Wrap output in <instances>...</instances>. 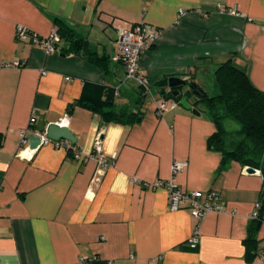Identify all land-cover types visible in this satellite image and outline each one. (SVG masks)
I'll return each mask as SVG.
<instances>
[{
    "label": "crops",
    "instance_id": "0c3cea01",
    "mask_svg": "<svg viewBox=\"0 0 264 264\" xmlns=\"http://www.w3.org/2000/svg\"><path fill=\"white\" fill-rule=\"evenodd\" d=\"M56 20L105 57L106 68L15 37L21 26L47 38ZM141 23L162 31L141 60L148 92L113 61L118 31ZM229 60L264 92V0H0V264H83L93 257L96 264H264V219L251 259L244 245L261 174L235 161L221 170L222 154L208 148L215 125L191 95L198 115L157 111L170 78L218 95L215 72ZM85 85L110 92L108 108L141 112V121L104 123L84 106L92 100ZM33 115L46 126L68 115L73 147L88 157L100 137L115 165L99 176L95 161H77L52 144L21 158V134ZM174 163L187 168L173 177ZM170 180L183 191L219 194L224 212L204 218L195 250L188 248L198 224L190 211L172 212L165 189L145 187Z\"/></svg>",
    "mask_w": 264,
    "mask_h": 264
},
{
    "label": "trees",
    "instance_id": "16d2710c",
    "mask_svg": "<svg viewBox=\"0 0 264 264\" xmlns=\"http://www.w3.org/2000/svg\"><path fill=\"white\" fill-rule=\"evenodd\" d=\"M55 25L57 28L56 33L60 38L57 49L61 48L60 52L63 56H82L91 65L103 70L106 68L107 59L99 57L92 52L84 38L76 36L74 31L60 20H56ZM214 79L219 89L218 95H208L206 100L195 103V106H203L216 128V132L208 141V148L222 154L223 163L221 170L225 169L227 161H235L243 168L248 167L259 171L263 178L258 215L252 220L248 231L249 234L244 241L247 258L251 259L258 251L256 233L264 219V92L255 88L247 74L237 68L231 60L225 62L217 69ZM191 82L189 80L188 83ZM166 83L167 81L165 80L162 84ZM88 92L91 94L92 100L89 103H85L84 106L100 115L104 123L135 124L141 121V112L134 114H128L127 112L115 113L112 108H108L107 106L113 105V96L105 89L93 85H85L84 94L86 95ZM172 93L173 91L171 90L166 98L180 102L182 97H174ZM146 95L147 93L143 92L141 98L144 99ZM187 95H190L189 92ZM103 96L105 99H101ZM81 102L79 101L76 104L81 105ZM73 107L74 105L69 109ZM226 120H234L239 126L237 133L240 140L232 150H227L225 144L228 134L224 127ZM188 248L190 247L188 246Z\"/></svg>",
    "mask_w": 264,
    "mask_h": 264
},
{
    "label": "built area",
    "instance_id": "2783aa9c",
    "mask_svg": "<svg viewBox=\"0 0 264 264\" xmlns=\"http://www.w3.org/2000/svg\"><path fill=\"white\" fill-rule=\"evenodd\" d=\"M161 34L162 31L160 29L146 23L135 25L130 30L120 29L118 31L117 48L113 61L115 63L122 64L125 67L126 77L128 79L136 80L147 92L150 89V83L147 79L143 78L140 73L141 60L145 52L155 45ZM15 37L18 41H29L32 44L41 47L47 54L56 52L58 50L57 45L60 43V38L56 32L47 38H41L37 34L21 26L17 28ZM12 66L20 68L21 64L15 61ZM68 80L70 79L68 78L67 81ZM179 108H181L179 102H176L173 99H164L158 105L157 111L158 114L162 116L163 113L167 111H175ZM38 121V117L33 115L30 119L29 126L21 134V153L25 150H29L28 138L33 136L39 138L42 145L52 144L56 149L65 150L67 152L71 151L74 159L77 161H82L83 163L95 161L100 167V170L98 171L99 176L103 175L105 171L115 165V156L107 158L103 155L100 137H97L95 140L93 154L88 157H83L81 153L68 141L53 142L48 140L46 133L37 129L39 123ZM56 125L68 128L69 116L65 115ZM186 168V163H174L172 165L173 177L182 173ZM145 187L152 188L154 190L165 189L168 192L169 206L172 212L182 209L190 211L191 216L198 222L195 233L188 242V246L191 249H195L199 245V229L204 218L210 213L224 212V208L219 200V194L215 191H210L206 194L202 192L183 191L175 185L173 180L168 182L157 181L152 185L145 184ZM259 207L260 205L258 203L255 212L252 215V219L257 217ZM98 262L99 259L96 257L91 259H82L83 264H96Z\"/></svg>",
    "mask_w": 264,
    "mask_h": 264
},
{
    "label": "water",
    "instance_id": "95a60500",
    "mask_svg": "<svg viewBox=\"0 0 264 264\" xmlns=\"http://www.w3.org/2000/svg\"><path fill=\"white\" fill-rule=\"evenodd\" d=\"M168 86L173 91L172 95L174 97L183 96L181 101L179 102L180 107L185 111H191L194 114H199V112L193 108V106L189 103V97L186 96V94L189 92V94L197 101L206 100L208 98V95L205 93L203 89H201L196 83L191 82L188 83L186 80H182L180 78H170L168 80ZM187 88V92L185 94H181L179 89ZM176 89V90H175ZM37 129L41 132H45L48 140L53 142H59V141H68L72 145H75L77 142V139L72 134L69 128L66 127H59L56 124L53 125H45V121L43 118L40 119ZM29 140V149L31 151H36L41 146V140L37 137L30 136L28 138ZM247 172L249 174L256 173V170L253 168H248Z\"/></svg>",
    "mask_w": 264,
    "mask_h": 264
},
{
    "label": "rangeland",
    "instance_id": "374dc122",
    "mask_svg": "<svg viewBox=\"0 0 264 264\" xmlns=\"http://www.w3.org/2000/svg\"><path fill=\"white\" fill-rule=\"evenodd\" d=\"M224 127L225 130L227 131V140L228 143H238V141L240 140V137L238 135V128L239 126L236 124V122L234 120H226L224 122Z\"/></svg>",
    "mask_w": 264,
    "mask_h": 264
},
{
    "label": "clouds",
    "instance_id": "9594fccd",
    "mask_svg": "<svg viewBox=\"0 0 264 264\" xmlns=\"http://www.w3.org/2000/svg\"><path fill=\"white\" fill-rule=\"evenodd\" d=\"M28 155V150H25L24 152L20 153L21 158H24ZM0 167H3L2 165H0Z\"/></svg>",
    "mask_w": 264,
    "mask_h": 264
}]
</instances>
